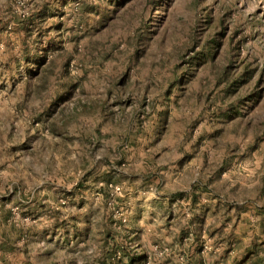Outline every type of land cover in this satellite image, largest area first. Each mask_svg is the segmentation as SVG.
<instances>
[{"label":"rangeland","instance_id":"374dc122","mask_svg":"<svg viewBox=\"0 0 264 264\" xmlns=\"http://www.w3.org/2000/svg\"><path fill=\"white\" fill-rule=\"evenodd\" d=\"M0 264H264V0H0Z\"/></svg>","mask_w":264,"mask_h":264}]
</instances>
